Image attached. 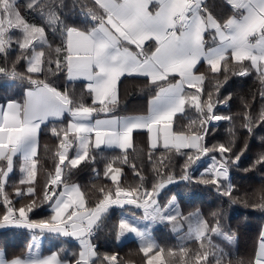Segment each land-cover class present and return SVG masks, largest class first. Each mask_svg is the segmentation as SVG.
Here are the masks:
<instances>
[{"label":"trees","instance_id":"trees-1","mask_svg":"<svg viewBox=\"0 0 264 264\" xmlns=\"http://www.w3.org/2000/svg\"><path fill=\"white\" fill-rule=\"evenodd\" d=\"M0 13V47L7 48L6 54H0V65H7L9 68L15 66L16 71L25 72L27 59L33 56V51L21 50L17 42L25 40V33L30 31V26L43 27L46 40L34 43L36 52L43 51L46 67L44 72L35 75L34 78L48 83L62 93L67 91L73 108L91 105L92 97L86 91L85 85L69 81L66 70L57 71L54 61L57 57V46L63 47L67 41L65 33L67 28L90 31L105 20L106 13L99 4L95 0H0ZM202 13L205 16L211 13L220 25L225 27L234 13V8L227 0H205ZM217 42L214 32L208 31L204 41L205 47H213ZM151 48L152 45H148V49ZM18 56H24L25 59L17 63ZM226 57L227 59L221 60L215 67L207 62L199 65L198 72L203 76L202 85L199 90L193 88L185 90L186 110L175 118L174 130L176 133L190 136H204L207 132L202 147L215 149L222 144L231 148V152L221 154L213 151L198 157L187 170L189 179L184 180L183 165L188 155H196L194 149H180L178 154L176 148L150 150L135 147L125 153L121 150L90 147L88 159L78 168H72L69 162L76 141L71 135L69 139L73 146L64 160L62 182L53 193L58 195L64 185L78 184L86 194V206L95 207L100 198V188H104L105 192L114 193L116 190L117 185L104 176L106 165L112 162L115 167L123 170L118 186L124 189L150 190L159 179L158 174L164 176L171 174L174 177L173 182L160 190L156 197L160 208L165 210L174 198L182 216L200 214L202 219L213 225L216 219H220V231L216 234L208 232L201 244L196 238L184 239L183 231L175 232L167 222L153 224L148 232L150 240L159 246L157 251L160 248L165 250L163 258H157L153 264H251L258 237L264 227V209L251 206L252 201L264 189V163H256L260 154L264 153V121L254 126L251 132L243 125L246 123L244 119L246 112L251 113L253 122L259 119L264 105V98L260 97L259 91L264 85L255 72L246 76L233 74L240 72L243 67L250 68L248 58H244L242 65L240 62H234L235 58L232 55ZM49 62L52 63L51 69L47 68ZM222 65H227L226 72L220 71ZM226 77L227 81L224 83ZM125 82H129L126 91L121 95L118 105L107 116L130 114L136 108L134 104L136 101L143 103L141 106L145 108L142 111L144 113L149 100L157 96L169 80L150 83L148 79L128 77L123 79L122 83ZM30 87L31 84L24 78H11L0 74V103L9 100L23 102ZM209 97L211 103L215 105L213 114L229 116L230 121L221 119L219 123L212 124L204 103L209 101ZM197 100L201 104V112H197L196 108L191 106ZM96 108V118L106 116L100 105H96ZM69 120L68 113L62 120L45 124L43 131L57 133L62 141L64 132L61 130H67ZM61 141L41 144L32 165L15 159L14 171L7 177L6 182L0 185V199L5 204L27 211L33 201L40 204L44 200L47 186L57 174V165L60 162L57 153L63 152L60 147ZM237 155L239 159L232 163V159ZM226 157L229 160L228 177L221 180L219 190L216 185L198 182L202 176H206L209 167ZM132 165H135V168ZM7 168L8 160L1 158L0 178ZM228 185L233 187L234 196L240 198L241 202L233 204L229 197L222 195V191ZM54 200L55 197L53 202ZM244 200H248L249 204L245 205ZM2 211L3 205L0 203V212ZM217 212L220 216L213 217L212 213ZM51 215L50 202L34 209L29 218L38 222L50 218ZM131 215L141 218L144 213L135 205L125 204L123 207L109 208L102 216L94 227L96 235L93 238L100 256L115 254L121 264H144V256L140 251L141 244L133 237L134 232H125L117 239L121 220L138 229L142 228L134 224ZM32 250H38L41 254L56 252L60 258L72 262L80 247L69 237L53 236L49 233L41 235L15 227L0 230V251L5 253L6 258L25 257ZM205 254L208 256L207 261L204 260Z\"/></svg>","mask_w":264,"mask_h":264},{"label":"snow or ice","instance_id":"snow-or-ice-1","mask_svg":"<svg viewBox=\"0 0 264 264\" xmlns=\"http://www.w3.org/2000/svg\"><path fill=\"white\" fill-rule=\"evenodd\" d=\"M203 0H201V3ZM228 3V0H227ZM208 17L214 19L211 16V13L207 14ZM67 41L63 47L57 46V57L54 61L56 70L62 71L66 70L67 77L70 80L75 79H84L89 82L86 86V91L91 94L92 104L91 105H82L76 108H73L72 101L70 96L66 92H59L56 89L52 88L48 83L35 79L34 76L45 71V60L43 51H35V42H43L46 40V33L43 27L36 25L30 26V31L25 33V40L22 42H17L21 50H31L33 51V56L28 58V64L25 72H18L15 69V66L9 68L7 65H0V74L8 76L11 78H24L30 83L33 88H30L25 93L24 104L21 105L16 100H9L6 104L0 105V117L3 116L5 111L13 110L16 111L19 109L23 113V120L18 121V125L21 128V135L16 137L11 145L13 151L18 150L19 147L27 141L30 136L38 135V130L40 124H32V121L40 119L41 121L45 120L48 115H54L57 118H61L64 111H67L72 120L67 126V130H61L64 132V138L60 143L62 148V153H57L60 156V164L64 162L67 158V152L70 150L72 141L69 139V136L75 135L77 139L83 140L84 135L88 131H93L97 136L95 141V147H99L101 143H106L108 146L119 147L123 152H127L129 147H133V133L137 131H146L149 141L150 150L158 149L160 144L156 136H154L152 129L154 125H160L165 121H171L173 123L175 115L172 111L164 109L162 112H157L155 116L147 121L143 117H130L129 120L132 123L125 122L124 131L120 134L115 133H100L96 132L94 129H89L85 125H79L76 121L80 119H88L93 114L96 113V105H100L103 109L106 116L118 105L119 103V84L121 78L127 75H147L148 71L152 69V64L146 65L145 71L140 72H124L121 67H110V68H101V73L106 77L108 82H115V90L111 95L106 94V89L104 83L91 71V64L96 63L99 65L100 61L99 50L96 51L95 55H89V59H79L81 55L80 49L84 46L83 41L74 39V36L81 35L79 31L74 27H69L65 30ZM182 37V39H181ZM181 37L173 36V39L168 41L160 55V61L166 62L167 60L173 58L177 55L178 47L181 43L191 41L194 46L199 49L201 45V34L197 33H182ZM86 39V38H85ZM232 43L229 47L240 49L235 53L234 62H240L243 65L244 58H248L249 67H243L240 72H234V75L246 76L252 72H255L257 78L264 85V62L260 60L253 61L252 58H249V53L243 52L244 48H250L251 45L247 44V41L243 34H237L231 38ZM10 46V45H9ZM216 53V59L208 61L212 67H215L216 63L220 62L223 59H227L224 51L220 49L212 50ZM259 51L264 54V47H261ZM7 48L0 47V54H6ZM243 53V55H242ZM74 56L77 57L74 59ZM25 59L24 56L17 57V63ZM199 62L198 60L196 61ZM52 63L47 64V68L51 69ZM175 71V68H173ZM220 71H227V65H222ZM119 77V79L117 78ZM150 83H158L157 79L148 77ZM227 81V77L224 80V83ZM94 82V83H93ZM221 87L223 84L220 85ZM182 91L180 84L178 83L174 88L171 89H161V92L153 100L152 104H164L167 101V97L173 93L179 95ZM203 89H201V92ZM218 93V92H217ZM260 97L264 98V87L259 91ZM184 101L181 100V104ZM207 107L211 121H219L221 119L231 120V117H221L214 115L215 105L211 103V97L209 101L204 102ZM196 108L197 112H201V104L199 100L193 105ZM181 109L180 111H182ZM178 114V113H177ZM244 119L246 123L243 125L244 128L248 129L249 132L252 131L253 127L264 121V105H262V110L259 115V119L253 122L251 118V113L246 112ZM210 122V121H209ZM114 121L106 119L104 121H97V125L100 124H112ZM231 131V129H229ZM207 132L204 133L203 139L206 136ZM110 137V138H109ZM92 143L91 140H86L81 148V154L78 155L76 159L71 160L70 167L78 168L82 163H84L90 154L89 145ZM180 147L188 148L192 147L195 149L196 155H188L185 164L183 165V176L182 179L188 180L189 175L187 170L189 166L200 156L205 155L206 153L218 151L221 154L231 152V148L225 145H219L215 149H210L207 147H202L199 144L193 143L183 144L176 148L178 154H180ZM151 158V151L149 153ZM127 157H125V160ZM239 159V155L232 159V163H235ZM124 161H121L123 163ZM257 164L264 163V153L260 154L259 159L256 161ZM60 164L57 165V179L51 181V184H57L62 182V169ZM135 168V165H132ZM122 168L114 166V162L109 163L105 167L104 176L109 178L114 185H117L115 192L107 191L105 192L104 188L99 189L100 198L97 200L95 207L86 206V194L82 191L79 186H65L64 191L60 192L57 196L56 193H53L52 196L45 195L44 200L40 204H36L33 201L32 205H29L27 211L24 208L16 209L10 204H5L2 199L0 203L3 205V211L0 212V227L4 226H22L26 227L29 230L39 229L43 232H52L59 233L65 236H71L78 240L80 245V250L75 254V259L71 264H121L117 255H102L100 256L96 249L95 245L91 243V236L96 226L97 222L101 219L102 215L107 212L108 208L112 205H125L131 204L135 205L138 208L143 209L145 213V218H150L153 221L160 222H170L173 225V230H178L181 221L189 220V217H184L182 214L177 212L174 215L166 216L164 215V210H162L156 199L160 190H162L167 184L173 182V175L169 174L164 176L163 174H158L159 179L153 184L152 188L149 190L144 188L143 191H138L136 188L124 189L118 186V182L122 176ZM229 171V160L224 158L218 164H213L207 169L206 176H202L199 179V183L205 185H216L218 190L220 189L221 180H225L228 177ZM139 175V173H137ZM7 177H5V180ZM143 180V177H141ZM234 190L231 185L226 186L222 191V195L229 197L231 203L235 204L240 201V198L234 196ZM55 197V202L53 198ZM51 202L52 215L48 219H43L40 221H31L29 214L33 212L37 207L48 204ZM245 205L249 204L248 200H244ZM251 206L257 209H264V189L261 190L259 196L255 198ZM213 217H219L220 213H212ZM190 233H192L195 238L201 242L204 238L207 237L208 232L214 234L220 231V219L215 220L213 225L211 222L205 219H200L199 222L194 226H190ZM125 232H134L142 240L144 239V234L139 231L135 226L128 223L127 221L121 220L118 225L117 239L120 238ZM228 239H232L228 237ZM203 246V245H202ZM158 245L154 241H148L146 244H142L140 251L144 256V264H153L157 258H163L165 250L160 248L158 251ZM154 253V255H150ZM170 254V253H169ZM208 256L205 254L204 260L207 261ZM41 264H63L60 260L58 253H53L50 257L44 259ZM251 264H264V231H262L258 237L257 245L252 257Z\"/></svg>","mask_w":264,"mask_h":264},{"label":"crops","instance_id":"crops-1","mask_svg":"<svg viewBox=\"0 0 264 264\" xmlns=\"http://www.w3.org/2000/svg\"><path fill=\"white\" fill-rule=\"evenodd\" d=\"M95 1L105 11V20L90 31L77 29L81 35L74 36L73 38L83 41L84 46L80 49L81 55L78 57L79 59L87 60L90 54L95 55L96 51L99 50L98 59L100 63L99 65L92 63L91 71L104 83L107 95H111L114 92L115 82H108L106 77L101 73V68L121 67L124 72L143 73L146 65L149 63L152 64V69L148 71L147 75H127L121 78L119 84V100L124 91H126L129 83L125 82L124 84L122 81L124 78L128 77L149 80L148 77L151 76L157 79L158 82L169 80V83L161 89L174 88L178 83L182 88L179 95L175 93L169 95L164 104L151 103L158 95L151 98L144 113H142V111H144L145 108L141 106L143 103L136 101L134 103L136 104L135 110L128 115L96 118L95 113L88 119L76 121L77 124L85 125L87 128L94 129L96 132L120 134L124 131L125 122L129 124L132 123L128 118L143 117L147 121L155 116L157 112H162L164 109L172 111L175 115V120L177 116L182 115L186 110L187 100L185 97V90L187 88L199 90L202 85L203 76L198 72L199 65L203 62L208 63V61L216 59V53L212 51L214 49H220L224 51L225 55L230 54L235 58V53L240 51V49L229 47V45L232 43L231 38L237 34H243L247 44L251 45L250 48H244L243 52L249 53V58H252L253 61L260 60L264 62V54L259 51L261 47H264V0H228L234 8V13L225 27H222L215 17L211 19L202 13V5L205 0H203L202 3L201 0ZM208 31L214 32L218 39L217 44L210 48H206L204 44L205 36ZM197 32L201 34L200 38L202 41L198 50L191 41L181 43L178 47L176 56L166 62L160 61V55L165 44L173 39V36L181 37L182 33ZM148 45H152L151 50L148 49ZM76 58L77 57L74 56V59ZM197 60L199 61L198 63L196 62ZM219 63L220 62L216 63L215 66H218ZM173 68H175V71H173ZM117 78L119 79V77ZM170 79L172 81H170ZM68 80L83 83L85 87L89 84V82L84 79L70 80L68 78ZM30 88H33V86L31 85ZM30 88H28V90ZM181 100L184 101L183 104H181ZM24 101L17 102L23 105ZM6 103L7 102L0 103V105ZM181 109L183 110L180 111ZM66 114H68V112L64 111L61 118L48 115L43 121L39 118L32 121L33 125L40 124L38 135L30 136L18 150L13 151L11 145L14 139L21 135V128L18 125V121L23 120V113L19 109L16 111L10 109L4 112L3 116L0 117V159L5 158L8 160V168L0 178V185L6 182V175L9 172L10 175L14 171L16 158L32 165L38 156L41 144H54L61 141L57 133L43 131V126L50 121L62 120ZM106 119H110L114 121V123L97 125V121H104ZM71 120L72 117L70 115L69 122ZM152 132L160 144L159 148H177L186 143L189 145L193 143L201 146L203 145V139H200V137L203 136H190L176 133L174 130V121L173 123L171 121H165L160 125H154ZM83 135V140H79L75 135H72L76 141V146L80 144L82 147L86 140H91L92 143L89 145V148L121 150L116 146L110 147L106 143H101L99 147H95L97 136L93 131H88ZM135 147L150 149L146 131H137L133 133V147H129L128 150ZM180 149L194 148L180 147ZM73 185L78 186V184L64 185L61 192L64 191L65 186ZM13 227L28 229L22 226H4L0 227V230ZM31 231L39 234L49 233L53 236L69 237L79 245L78 240L71 236L50 232L42 233L39 229ZM262 231H264V227ZM53 253L56 252L41 254L38 250H32L25 257H13L8 259L5 253L0 251V264H41L44 259L50 257ZM60 260L63 264H71L68 260L62 258H60Z\"/></svg>","mask_w":264,"mask_h":264},{"label":"rangeland","instance_id":"rangeland-1","mask_svg":"<svg viewBox=\"0 0 264 264\" xmlns=\"http://www.w3.org/2000/svg\"><path fill=\"white\" fill-rule=\"evenodd\" d=\"M81 148H82L81 145L80 144L79 145L77 144L76 149L73 152V157H71V160L76 159L78 157V155L81 154ZM9 173L6 175V177L9 175ZM116 206H122L123 207L124 205H112L109 208L116 207ZM138 209H140V210L143 211V209H141V208H138ZM161 209H163V208H161ZM177 212L180 213V209H179V207L177 205L176 199L173 198L172 201L169 203V205L165 208L164 215L170 216V215L176 214ZM143 213H144V211H143ZM186 217H189V216H186ZM131 219L134 221V224L136 226L137 225L142 226V228H140V229L137 228V229L144 234V239L143 240L140 237H138L136 235V233L133 234V237H135L139 241V243L141 245L142 244H146L150 240L149 233H148L149 232V227H151V225H153V224L160 223V221H153L150 218L149 219L148 218H145V213H144V216L141 217V218H138V217H135V216L131 215ZM200 219H202V217L200 216V214H192L190 216L189 220H187V221H181L178 230H176L175 232L183 231L182 234H183V238L184 239H192V238H195V236L192 233H190V230L189 229H190V226L194 227L199 222ZM165 222H167V221H165ZM167 223L170 224V226H171V228L173 230V225L170 222H167ZM50 233H52V232H50Z\"/></svg>","mask_w":264,"mask_h":264},{"label":"built area","instance_id":"built-area-1","mask_svg":"<svg viewBox=\"0 0 264 264\" xmlns=\"http://www.w3.org/2000/svg\"><path fill=\"white\" fill-rule=\"evenodd\" d=\"M73 146V144H71V147ZM70 147V148H71ZM58 164H60V162L58 163ZM60 168L62 169V172H63V169L65 168V161L62 163V164H60ZM54 179H57V174L55 175V177H54ZM53 179V180H54ZM60 183V182H59ZM59 183H57V184H51V182L48 184V186H47V189H46V195H48V196H51V194H53V192L55 191V189L57 188V185L59 184ZM96 235V231H95V229L93 230V233H92V236H91V243L93 244V245H95V249H97V244L93 241V238H94V236Z\"/></svg>","mask_w":264,"mask_h":264},{"label":"water","instance_id":"water-1","mask_svg":"<svg viewBox=\"0 0 264 264\" xmlns=\"http://www.w3.org/2000/svg\"><path fill=\"white\" fill-rule=\"evenodd\" d=\"M219 122H220V120L219 121H212V124H217Z\"/></svg>","mask_w":264,"mask_h":264}]
</instances>
